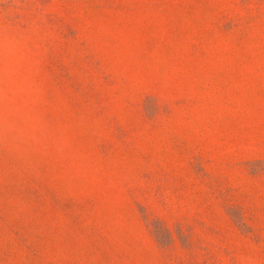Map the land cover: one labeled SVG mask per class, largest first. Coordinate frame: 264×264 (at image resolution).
<instances>
[{
    "label": "rangeland",
    "instance_id": "1",
    "mask_svg": "<svg viewBox=\"0 0 264 264\" xmlns=\"http://www.w3.org/2000/svg\"><path fill=\"white\" fill-rule=\"evenodd\" d=\"M0 264H264V0H0Z\"/></svg>",
    "mask_w": 264,
    "mask_h": 264
}]
</instances>
